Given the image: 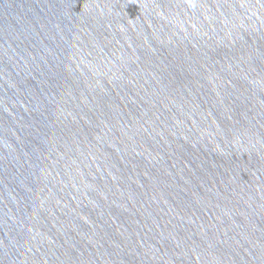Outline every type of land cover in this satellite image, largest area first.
I'll return each instance as SVG.
<instances>
[{
  "label": "water",
  "instance_id": "obj_1",
  "mask_svg": "<svg viewBox=\"0 0 264 264\" xmlns=\"http://www.w3.org/2000/svg\"><path fill=\"white\" fill-rule=\"evenodd\" d=\"M0 264H264V0H0Z\"/></svg>",
  "mask_w": 264,
  "mask_h": 264
}]
</instances>
